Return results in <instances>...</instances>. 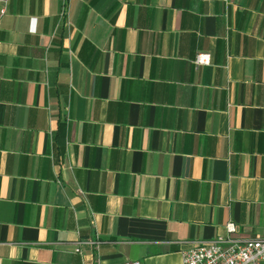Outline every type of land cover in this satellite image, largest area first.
<instances>
[{"label": "crops", "instance_id": "1", "mask_svg": "<svg viewBox=\"0 0 264 264\" xmlns=\"http://www.w3.org/2000/svg\"><path fill=\"white\" fill-rule=\"evenodd\" d=\"M2 8L0 264H182L228 223L264 237V0Z\"/></svg>", "mask_w": 264, "mask_h": 264}, {"label": "built area", "instance_id": "2", "mask_svg": "<svg viewBox=\"0 0 264 264\" xmlns=\"http://www.w3.org/2000/svg\"><path fill=\"white\" fill-rule=\"evenodd\" d=\"M4 11L5 9L2 8L0 14H3ZM61 16H64V9ZM196 62L207 63L208 55L198 53ZM226 229L227 236H218L206 241H194L189 247L183 249L181 252L182 264H259L264 260V237L251 239L234 237L235 227L232 223H228ZM99 243L97 237L78 240L74 250L80 252L82 244L94 248ZM134 264H139V262H134Z\"/></svg>", "mask_w": 264, "mask_h": 264}]
</instances>
